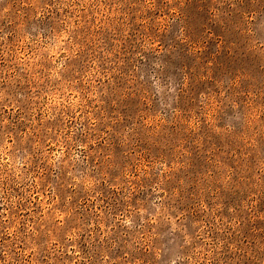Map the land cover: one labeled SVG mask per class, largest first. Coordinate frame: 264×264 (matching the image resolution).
<instances>
[{
  "label": "clouds",
  "instance_id": "9594fccd",
  "mask_svg": "<svg viewBox=\"0 0 264 264\" xmlns=\"http://www.w3.org/2000/svg\"><path fill=\"white\" fill-rule=\"evenodd\" d=\"M0 264H264V0H0Z\"/></svg>",
  "mask_w": 264,
  "mask_h": 264
},
{
  "label": "rangeland",
  "instance_id": "374dc122",
  "mask_svg": "<svg viewBox=\"0 0 264 264\" xmlns=\"http://www.w3.org/2000/svg\"><path fill=\"white\" fill-rule=\"evenodd\" d=\"M134 28H135V26H134ZM134 36H135V32H130V33H129V42H128V44H125V45H122V46H121L122 54L130 53V52L132 51V47H131V45H133L134 42H135L134 39H133ZM220 60H221L222 63H228V58H227L226 55H225V56H222V57L220 58ZM142 62H143V61H142ZM105 83H106V81H105ZM129 103H131V101H130ZM107 106H108V102L105 101V105H104V107L106 108ZM212 143H213V145H214L216 148H219V145H220L221 141H219V140H213ZM195 164H196V166H198V167H202V166L205 164V161L202 160L200 157H197L196 160H195ZM112 191H115V189H113ZM81 247L84 248V249H86V248H87V245H86V244L79 245V246H78V249L81 248ZM82 254H83V253H81V255H82ZM69 255H71V253H69ZM120 255H122V252H121L120 249H117V250H115V252H114V257H113V258H115V257H117V256H120ZM135 255H136L137 257H140V256H145L146 253L144 252V250H140V251L137 252Z\"/></svg>",
  "mask_w": 264,
  "mask_h": 264
}]
</instances>
